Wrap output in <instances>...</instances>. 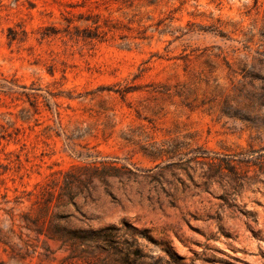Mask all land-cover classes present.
Masks as SVG:
<instances>
[{
  "label": "rangeland",
  "instance_id": "obj_1",
  "mask_svg": "<svg viewBox=\"0 0 264 264\" xmlns=\"http://www.w3.org/2000/svg\"><path fill=\"white\" fill-rule=\"evenodd\" d=\"M99 161L140 173L83 207L148 228L140 264H264V0H0V264H90L6 211Z\"/></svg>",
  "mask_w": 264,
  "mask_h": 264
},
{
  "label": "trees",
  "instance_id": "obj_2",
  "mask_svg": "<svg viewBox=\"0 0 264 264\" xmlns=\"http://www.w3.org/2000/svg\"><path fill=\"white\" fill-rule=\"evenodd\" d=\"M239 154L212 157L216 159L208 163L212 175H225L226 171L235 178L237 171L233 162H249L234 158ZM57 173L56 177L45 181L37 192L27 191L25 196H14L13 204L16 207L23 205L24 201H28L29 206L18 213H13L14 206L6 211L9 231L14 233V226L17 227L18 234L14 235L24 243L26 239H22V236L29 238L33 234L36 239L43 236L44 252L40 253L43 259L52 253L46 244L52 241L58 243L60 248L69 250L72 257L87 258L90 264H102L103 260L107 261L106 264H140L138 260L142 255L138 237H148V228L138 230L127 219H121L119 225L109 223L95 227L91 224L92 214H87L83 208L95 201L97 188H101L105 195L112 196L110 179L130 181L140 173L116 161L75 165ZM77 199H81V202ZM135 234L138 236L134 237ZM0 240L13 248L8 244V236L0 234Z\"/></svg>",
  "mask_w": 264,
  "mask_h": 264
}]
</instances>
